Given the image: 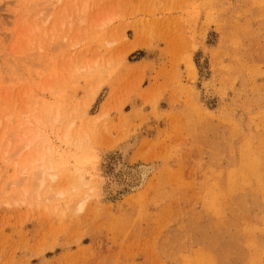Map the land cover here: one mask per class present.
Segmentation results:
<instances>
[{"label": "rangeland", "instance_id": "rangeland-1", "mask_svg": "<svg viewBox=\"0 0 264 264\" xmlns=\"http://www.w3.org/2000/svg\"><path fill=\"white\" fill-rule=\"evenodd\" d=\"M0 264H264V0H0Z\"/></svg>", "mask_w": 264, "mask_h": 264}, {"label": "bare ground", "instance_id": "bare-ground-1", "mask_svg": "<svg viewBox=\"0 0 264 264\" xmlns=\"http://www.w3.org/2000/svg\"><path fill=\"white\" fill-rule=\"evenodd\" d=\"M137 46H139V45L138 44L134 45V47H137ZM31 144H32V140L30 142H28L25 147H28ZM133 146H134V143L128 144L126 147L121 148V153H123V154L127 153V151L130 150ZM150 170H151V168L148 166L138 167V169L136 171H134L133 174L131 175V178H127L128 182L129 181H132V182L139 181V183H143V181L145 180V177L148 175ZM81 208H82V206L79 207V209H81Z\"/></svg>", "mask_w": 264, "mask_h": 264}]
</instances>
